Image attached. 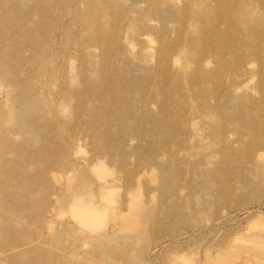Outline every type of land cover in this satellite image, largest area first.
<instances>
[{"label":"rangeland","instance_id":"1","mask_svg":"<svg viewBox=\"0 0 264 264\" xmlns=\"http://www.w3.org/2000/svg\"><path fill=\"white\" fill-rule=\"evenodd\" d=\"M165 10L176 15L173 23H164ZM143 19L154 30L142 36ZM257 21L264 24V0H0V215L5 206L40 205L24 216L35 231V221L60 215L66 203L113 205L100 191L114 188L116 202L136 204V239L128 254L118 247L122 258L111 254L117 248L87 245L97 251L90 264H264V29ZM189 26L196 29L186 34L187 55L164 56ZM131 67L150 94L134 87ZM120 94L137 109L123 137L117 124L89 121ZM19 97L39 99L42 108L31 109L32 101L24 119L38 139L15 120ZM44 188L50 195L37 192ZM172 204L179 209L164 211ZM149 213L156 225L145 229L151 241L144 245L137 217ZM1 245L0 232L4 264ZM133 248L145 250L143 260ZM7 264L21 262L11 253Z\"/></svg>","mask_w":264,"mask_h":264},{"label":"bare ground","instance_id":"2","mask_svg":"<svg viewBox=\"0 0 264 264\" xmlns=\"http://www.w3.org/2000/svg\"><path fill=\"white\" fill-rule=\"evenodd\" d=\"M153 1L154 0H152V2ZM99 3H100V1L98 2V4ZM169 4H170V2H169ZM165 7H169V5L165 6ZM170 7H171V5H170ZM239 7H241V6H239ZM235 11L238 13L239 9H238V11L237 10H235ZM241 11H242V9H241ZM243 11H244V7H243ZM102 12L104 14V11H102ZM137 12L139 13V11H137ZM208 13H210V12H208ZM208 13H205V14H208ZM213 13H214V11L211 10V14H213ZM241 13H243V12H241ZM146 14H148V16H149V13H146ZM163 15L165 17L164 23H173L174 22L175 16H176L175 14H171L170 12L165 10V11H163ZM240 15L242 17V14H240ZM244 15L246 16L245 13H244ZM103 17L104 16H102V19H104ZM237 18H239V17H237ZM237 18H236V20H237ZM105 20H107V18ZM143 20H144V22L147 21L145 19H143ZM150 21L151 20L145 22L144 25L142 26V28L139 27V30L143 32V33L139 32V35L143 36V35L147 34V33H145V31L148 30V32H149L150 30H154V27L152 25V23L154 21L153 22L152 21L150 22ZM237 21H240V20H237ZM240 22H242V21H240ZM260 22H262V21H260ZM236 23H238V22H236ZM141 24H140V26H141ZM257 25L260 26L261 28L263 27L262 29H264V24H262V23L259 24L257 21ZM257 25H256V27H257ZM253 26H254V24H253ZM195 29H196L195 26H192V27L189 26L188 29L186 30V33L184 35L180 36L175 41V43H171L169 47H166L165 49H163L164 50L163 55L167 56V55L173 53L174 50L178 49V53L186 56L187 55L186 49L190 50V48H191V44H190L191 42L188 40L187 35L192 30L195 31ZM250 32H252V31L250 30ZM252 33H254V32H252ZM199 39H201V38H199ZM199 42L201 43V40ZM198 47H197V49H198ZM255 52L257 53L258 56H261V52L258 48ZM197 53H199L198 55L202 54V52H199V49H198ZM262 55H264V54H262ZM6 59H8V58H6ZM10 62H11V59H10ZM9 66H11V65H9ZM7 72L8 71L6 70L5 79L8 78ZM129 72H130V79L132 80L134 87L138 90H140V89L145 90L147 88L146 81L143 80V78L137 76L136 75L137 73L136 74L134 73L136 71H134L133 67L130 68ZM121 78H122V75L120 74L118 77V81ZM180 78H181V80H186L185 79L186 77H184V79H183V77L181 75H180ZM9 86H14V85L12 84V82H10ZM119 90H120V87L116 86L115 92H117ZM150 91L151 90H149V88H148L146 91V94H148V93L150 94ZM149 98H147V96H145V93L141 94V96L139 97L140 104H142L143 106H146ZM15 99H16L17 103L22 105L20 110H18L14 113L15 120L17 121V123L20 126L22 131H24L28 135L33 136L35 139H38L39 130L37 129L38 131H36L34 126L29 125L27 122H25L24 119H25V116L26 115L28 116L30 114L29 112H31V111H28V108H31L30 106H31L32 101H35L37 106L36 107L34 106V108H31V109L36 110V109L41 107L38 104L39 99L36 97V98L32 99L31 102L29 100L24 99L23 97L22 98L19 97V98H15ZM137 106H139V105H137ZM121 113L123 114V116L120 117ZM135 113H137V109L135 108L134 104H129L128 98L122 97L120 94L117 96L115 95L113 97V100L110 101L109 110H105L102 114L100 113L99 115L96 114V115L90 116L89 121H93V122L97 123L96 118H98V120L103 119L104 121H106L109 124H113V123L117 124V126L121 129V131L119 132V135L121 137H123L125 135H128V132L130 131V130L126 129V126H125L126 123L136 121ZM139 116H140L139 119L143 120V115H139ZM189 116H190V114H189ZM179 117H180V115H179ZM192 117H193V115H192ZM137 121H138V118H137ZM109 124H108V126H109ZM138 132H140V131H138ZM109 136H110V134L104 135L105 139ZM92 137H93V140L95 141V143H94L95 148L100 149L102 147V144L100 145V141L102 140V137L99 134H97V131H95V133L93 134ZM97 140H99V141H97ZM258 141H256V142H258ZM109 156H112V155H108V157ZM4 175H6V174H4ZM111 189L112 190L109 189L110 192H106L105 190H102V191H100V194L103 195L104 197H105V195H110L112 197V199L109 200L107 198L106 200L114 202L113 205L104 206L101 201H100L101 206H99L97 204V202H95V203L90 202L88 204H81L78 202L66 203L67 205L64 209V212H62L60 215H56V216L55 215H51V216L43 215V217H42L43 221L42 222L38 223L37 221H35L34 222L35 227L37 226L35 231H33V230L30 231V228L27 227L26 225H23V223L26 221V218H25L26 213H29L30 217H31L36 210H42V207L40 205H31V206L26 207L24 209L22 207L17 206L15 208V210H14L15 205H14V207L12 206L13 209L10 208L11 207V205H10V207H7V208H10L11 211H9V209H7L8 211H6V206L3 207V208H5V210H4L5 212L2 211V214L0 215V228H2V231L0 230V232H1V239H2L1 251L3 252V254L4 253L5 254L2 257L1 262H3L4 264H7L8 260H9V256L11 255V253H14V255H16L17 260L20 261L21 264H90L89 262H91V260H93V257L96 255V252H97V251L95 252V250L92 247L87 249V245H90L92 243H96V244L97 243H103L104 246H103V244H100V245H102L104 248L108 247V249H116L117 248L116 253L114 250H113L114 252L112 250H110V251H112L111 254L112 253H114L112 255L116 254L115 257L117 255L118 256L121 255V258H122V254H123L122 252L123 251L118 250V247L120 249H123V248L131 249L132 247L130 248L128 245H130L136 239V237L131 235V232H132L133 227H134V224L131 221V218L133 216L132 212H133L136 204H134V202H132L130 200L122 201L121 203L116 202L117 191L114 188H111ZM37 192L40 194L50 195L49 191L45 188L42 190L39 189V190H37ZM92 198L95 199V196L92 195ZM108 203L111 204V202H108ZM188 203H186V205H185L186 206L185 213H186V211L188 212V211L192 210V209L187 210V207L190 208L189 205L187 206ZM166 207H167V209H164V211L170 210V211H168L169 214L173 213L172 210H174V209L176 210V208H177V210L179 209V207L175 204L167 205ZM82 208H85L86 212H84L82 210ZM164 211H163V213H164ZM65 214H68L71 216L74 224H76L80 228V230H77L74 228V226L71 224V219L70 218L68 219L65 216ZM189 217H191V215ZM137 218H138L139 222L144 223L143 228H142L143 229V231H142L143 237L140 239V241L141 242L143 241L144 245H147L150 242L146 243V244H145V242L147 239L148 240H150V239H149V237H147V235L145 236V234H144L145 229L147 227H151L153 225H156V223L153 222L152 214H150V213L138 215ZM51 231H53L52 234H51ZM11 235L13 236V240L11 239ZM71 237H73V239L68 240V238H71ZM177 245L178 244L175 242V244L173 246V250L177 249V247H176ZM100 247H97V249L98 248L100 249ZM163 247L167 248L165 246H163ZM104 248H102L103 251H104ZM128 249H126V250H128ZM134 249H136V248H133V250ZM167 249H169V248H167ZM110 251H109V254H110ZM135 251H133V252L135 253ZM143 251H145V250L143 249L140 251H138V250L136 251L137 255L135 254V256H136L135 258L139 259V261L143 258V254H142ZM128 253H129V250L127 251V254ZM179 256H177V257H179ZM187 256H190V254ZM167 257H169V256L167 255ZM181 257H180V259H181ZM186 257L184 259H186ZM111 258L114 259L113 257H111ZM124 258H126V256ZM131 258H133V257H131ZM127 259H128V257H127ZM130 260H132V259H130ZM94 261H95V259H94ZM151 261H152V256H150V258L147 262H151ZM186 261L187 260H185V263L189 264V262H186ZM127 264H130V261H129V263L127 262ZM144 264H146V263H144ZM169 264H171V263H169Z\"/></svg>","mask_w":264,"mask_h":264}]
</instances>
